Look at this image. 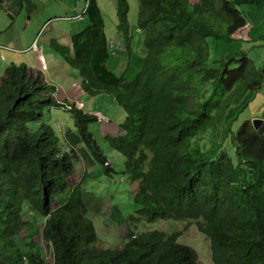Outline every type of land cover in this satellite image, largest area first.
I'll return each mask as SVG.
<instances>
[{
  "label": "trees",
  "instance_id": "trees-1",
  "mask_svg": "<svg viewBox=\"0 0 264 264\" xmlns=\"http://www.w3.org/2000/svg\"><path fill=\"white\" fill-rule=\"evenodd\" d=\"M13 1L22 7L25 0ZM140 2L148 50L136 57L133 78L120 65L125 56L112 52L99 0H86L89 24L71 43L51 41L86 92L112 93L126 110L119 132L103 137L125 155L139 205L127 222L192 221L210 238L215 264H264V121L238 128L237 162L219 138L232 130L228 109L244 105L264 73L245 49L211 62L208 40L232 38L247 16L236 0ZM129 11V0H118L128 59L135 58ZM55 90L44 68L26 62H11L0 74V264H198V250L180 241L179 230L136 233L130 226L122 246L98 244L83 187L89 173L74 177L80 160L113 171L90 129L103 117L71 104L75 123L62 128L61 139L44 120L64 105ZM210 128L212 145L192 150L193 137Z\"/></svg>",
  "mask_w": 264,
  "mask_h": 264
},
{
  "label": "rangeland",
  "instance_id": "rangeland-1",
  "mask_svg": "<svg viewBox=\"0 0 264 264\" xmlns=\"http://www.w3.org/2000/svg\"><path fill=\"white\" fill-rule=\"evenodd\" d=\"M236 1L241 2V9L249 18L248 24L236 30L230 39L208 37L211 62L225 57L233 50L245 49L249 57L264 73V0ZM129 2V22L133 35L132 45L135 58L133 56L130 59L126 58L129 54L124 38L121 49L114 44L111 48L114 54L125 56L120 65L123 69L127 68V77L133 78L139 69L136 57L140 58L138 55H144L148 48L144 43L145 31L138 25L141 2L140 0H129ZM99 3L102 6L109 36L118 38L120 33L117 15L118 0H99ZM253 4L256 6H252ZM85 5L86 0H25L22 7L15 4L13 0L0 2V74L11 62H26L32 67L42 68L39 55L43 52L49 65L45 72L56 86L57 97L64 102V105L54 106L47 111L44 120L57 128L61 139L62 128L68 125L74 126L75 123L73 112L70 109L71 104L77 102L79 106L84 105L86 110L99 113L103 117V119L91 122L90 129L112 163L113 171L111 174H106L103 173L101 164H90L85 160H80L76 163L74 178L80 180L86 169L92 172L87 175L83 184L87 191L86 199L92 209L89 211V216L95 221L100 236L98 244L104 247H116L122 246L127 238L131 226V223L127 222V217L136 213L139 205L133 199L131 186L124 172L125 155L111 147L103 134L120 130L119 126L126 117V110L112 93L103 92L91 95L86 92L81 86L79 71L68 63H63L61 55L54 50L51 44L53 38L61 43H71L72 35L89 24L86 13L81 17H76L83 12ZM249 9L251 11H248ZM65 67L69 68L66 76L62 71ZM117 72L122 73L118 70ZM246 98L247 102L244 105H233L227 111V116L230 118L226 123L231 122L233 131L229 130L227 135L222 134V131L219 136L220 141L224 143V148L236 162L238 158L233 138L240 125L248 120L249 123L254 124L253 120L256 117H262L264 121L262 116L264 113V81L260 88L248 91L242 101ZM40 123L38 122L36 126ZM30 124L32 127L35 126L34 122ZM222 126L224 128L226 124ZM213 136L211 128L204 134L196 135L192 139L191 149L209 148L213 143ZM133 225H136V228L131 226L136 233L155 228L168 231L179 230L181 232L180 241L189 243L198 250V264H215L212 258L210 238L198 230L195 222L173 219L148 222L143 218L139 222H133Z\"/></svg>",
  "mask_w": 264,
  "mask_h": 264
},
{
  "label": "crops",
  "instance_id": "crops-1",
  "mask_svg": "<svg viewBox=\"0 0 264 264\" xmlns=\"http://www.w3.org/2000/svg\"><path fill=\"white\" fill-rule=\"evenodd\" d=\"M261 1H263V0H261ZM255 4V3H254ZM252 5V6H256V5ZM101 5V4H100ZM239 7H240V9H241V7H242V4H241V2H240V4L238 5ZM102 7V6H101ZM84 8H85V6L83 7V10H84ZM242 10V9H241ZM243 11V10H242ZM248 11H251L250 9L248 10ZM248 17H247V24H248ZM247 26V25H246ZM121 35V36H120ZM122 39H123V36H122V34H121V32L119 33V37L117 38V37H114V38H112L111 37V42H112V45L114 44L116 47H119L120 49H121V43H122ZM56 59H57V57H56ZM48 68H49V65H48ZM63 71V73L65 74V76H66V73L69 71V68H67V67H65L64 68V70H62ZM46 73V72H45ZM46 76H47V73H46ZM67 78V77H66ZM47 79H49L48 78V76H47ZM51 82H52V80L51 79H49ZM53 83V82H52ZM102 131L104 132V129H103V127H102ZM119 132V130L117 129L116 131H110V132H107V133H112V134H116V133H118ZM106 132H104V134L103 135H105V134H107ZM86 171H87V169H86ZM101 172V171H100ZM87 173H89V174H91L92 172H89V171H87ZM87 192V191H86ZM88 201V200H87ZM98 202H99V200H97ZM89 207H90V205H89ZM103 207V206H102ZM90 210H92L91 209V207H90Z\"/></svg>",
  "mask_w": 264,
  "mask_h": 264
},
{
  "label": "built area",
  "instance_id": "built-area-1",
  "mask_svg": "<svg viewBox=\"0 0 264 264\" xmlns=\"http://www.w3.org/2000/svg\"><path fill=\"white\" fill-rule=\"evenodd\" d=\"M85 12H86V8L83 10V13H81V14L79 13L76 17L83 16V14ZM39 58H40V60H42V68L47 69L48 68V63H47L46 57H45L43 52L40 53ZM77 105H78V103H77ZM80 106H84V105H80Z\"/></svg>",
  "mask_w": 264,
  "mask_h": 264
},
{
  "label": "water",
  "instance_id": "water-1",
  "mask_svg": "<svg viewBox=\"0 0 264 264\" xmlns=\"http://www.w3.org/2000/svg\"><path fill=\"white\" fill-rule=\"evenodd\" d=\"M262 121H263L262 117H256L253 120V123H254L255 127L259 128L262 125Z\"/></svg>",
  "mask_w": 264,
  "mask_h": 264
},
{
  "label": "clouds",
  "instance_id": "clouds-1",
  "mask_svg": "<svg viewBox=\"0 0 264 264\" xmlns=\"http://www.w3.org/2000/svg\"><path fill=\"white\" fill-rule=\"evenodd\" d=\"M82 13H83V12H82ZM85 13H86V12H85ZM85 13H84V14H85Z\"/></svg>",
  "mask_w": 264,
  "mask_h": 264
}]
</instances>
